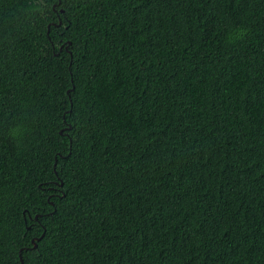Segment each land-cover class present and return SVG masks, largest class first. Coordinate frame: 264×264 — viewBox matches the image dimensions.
Here are the masks:
<instances>
[{"label":"trees","instance_id":"16d2710c","mask_svg":"<svg viewBox=\"0 0 264 264\" xmlns=\"http://www.w3.org/2000/svg\"><path fill=\"white\" fill-rule=\"evenodd\" d=\"M21 256L264 264V0H0V264Z\"/></svg>","mask_w":264,"mask_h":264},{"label":"water","instance_id":"95a60500","mask_svg":"<svg viewBox=\"0 0 264 264\" xmlns=\"http://www.w3.org/2000/svg\"><path fill=\"white\" fill-rule=\"evenodd\" d=\"M37 240H38V239H37ZM37 240H34L35 247L37 246V245H36V241H37ZM21 264H24V261H23L22 256H21Z\"/></svg>","mask_w":264,"mask_h":264}]
</instances>
